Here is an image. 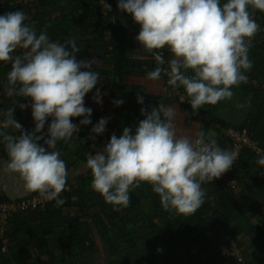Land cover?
<instances>
[{
    "label": "clouds",
    "instance_id": "9594fccd",
    "mask_svg": "<svg viewBox=\"0 0 264 264\" xmlns=\"http://www.w3.org/2000/svg\"><path fill=\"white\" fill-rule=\"evenodd\" d=\"M101 4L111 10L104 0ZM118 8L132 15L140 26L136 40L154 57L157 66L147 79L159 83L166 74L168 86L184 89L194 113L204 105L230 100L232 89L247 82L244 73L253 67L249 50L260 31L254 13H264V0H226L222 5L220 0H118ZM27 20L19 9L0 15V63H11L7 95L30 99L35 122L34 130L26 132L11 107L4 113L0 122V143L8 155L4 171L18 175L26 191L61 206L69 173L57 142L66 143L79 131L72 118L83 117L81 125L91 124L92 109L85 107L84 98L101 76L92 70L95 59H77L75 37L53 42L46 32L37 34ZM165 48L173 57L167 68L162 67ZM18 50L21 54H16ZM93 99L101 103L99 89ZM113 103L120 106L123 100ZM141 114L145 118L134 130L125 127L102 151L87 155L91 188L119 211L130 205V192L147 183L165 210L194 215L205 202L202 185L228 172L238 154L222 149L213 138L206 141L203 131L195 137L178 134L177 111L171 106L160 103L150 112L141 108ZM49 117L45 139L37 133ZM107 122L101 118L91 132L103 134ZM9 128L20 134L3 130ZM41 140L46 147L38 143ZM257 163L264 166V156Z\"/></svg>",
    "mask_w": 264,
    "mask_h": 264
},
{
    "label": "trees",
    "instance_id": "16d2710c",
    "mask_svg": "<svg viewBox=\"0 0 264 264\" xmlns=\"http://www.w3.org/2000/svg\"><path fill=\"white\" fill-rule=\"evenodd\" d=\"M220 2L222 5L226 0ZM106 4L111 6L108 12L100 6L99 0H0V15L19 9L27 15L26 23L34 24L37 34L46 32L51 41L59 43L75 37L80 49L77 59L97 61L92 68L101 76L96 87L109 88L116 100H123L117 108L131 110L139 120L145 118L141 108L150 112L165 100L173 99L186 113L210 120L214 139L222 149L230 150L231 140L225 130L232 128L245 132L260 152L242 147L238 159L226 172L225 181L209 183L211 194H215L211 197L213 204L205 201L194 215L165 210L159 195L143 183L130 192V205L116 211L91 188L92 174L86 162L88 154L94 155L91 150L97 144L96 136L91 131L74 133L66 143L58 141L56 146L69 173L66 190L60 196L65 203L56 206L55 201H46L43 207L11 214L4 232L6 243L2 245L0 241V264H224L221 251L230 243L240 248L246 264H264V250L254 262H249V252L242 250L239 242L242 237H251L258 231L257 240H264V224H252L241 204L254 189L264 186V166L257 163L264 156V13H254L260 31L249 50L253 67L244 73L247 82L232 89L234 95L230 100L204 105L194 113L184 89L173 90L163 73V96L138 94L122 86L123 78L129 73L138 71L147 76L157 65L152 55L135 61L122 54L123 37L127 32L121 26V17H127L128 13L118 8V1L108 0ZM131 24L129 29L136 39L140 26L135 21ZM163 51L165 64L162 67L167 68V62L173 57L167 48ZM16 54H21L20 50ZM10 70L11 63H0V122L11 107L22 130L32 132L35 122L31 100L7 95ZM138 98L143 99L142 104L138 103ZM101 118H105L102 112L92 111V124ZM81 119L83 117L72 118V122ZM49 123L51 117L37 135L47 139ZM137 125H119L111 120L105 129L115 130L114 134L119 137L125 127L134 130ZM3 130L20 134L11 128ZM112 135H103L104 147ZM38 143L46 147L43 140ZM0 155L8 159L3 143H0ZM33 195L38 194L21 198ZM21 198L2 197L0 202Z\"/></svg>",
    "mask_w": 264,
    "mask_h": 264
},
{
    "label": "crops",
    "instance_id": "0c3cea01",
    "mask_svg": "<svg viewBox=\"0 0 264 264\" xmlns=\"http://www.w3.org/2000/svg\"><path fill=\"white\" fill-rule=\"evenodd\" d=\"M118 1V0H115ZM134 21L132 17H121L122 28H126L127 34L124 38V47L122 49V54L130 60L139 61L144 59L145 56H151L150 53H147L143 47H141L140 43L134 38L131 33L129 27L131 22ZM122 86L126 89H130L136 93H142L147 96H163L164 95V87L162 80L159 83H154L147 79L146 75H143L141 72H131L126 75L122 80ZM97 89L100 91V100L101 103H96L93 99ZM116 101L114 96L111 94L109 88L104 87H96L92 90V93L86 95L84 98L85 107L91 108L94 112H102L104 117L108 121H116L119 125H136L140 121L135 113L131 110H127L125 108L120 109L113 103ZM165 106H171L176 109V119L175 124L177 127L178 134L190 135L195 137V135L203 131L205 133L206 140L207 138L215 137V133L212 129V123L209 119L204 116L193 114L190 115L183 111L178 105H176L173 99H167L163 103ZM106 131V129H105ZM105 131L103 134H94L96 137L95 147H92L91 153L95 155L97 151H102L104 148V144L102 143L103 135H105ZM8 159L4 158L0 155V198L5 197L8 199L21 198L25 197L30 192L26 191L23 186V181L19 178L18 175L8 174L4 171V167L7 163ZM71 178V177H70ZM143 185L147 189H151V185L147 183H143ZM202 187L205 189L207 198L206 202L213 204L212 198H214L215 194L212 193V188L209 183L203 184ZM213 196V197H212ZM212 197V198H211ZM242 211L250 217L252 224L261 225L264 224V186L262 188H256L251 192V196L249 198L242 199ZM260 235V232H256L251 237H242L240 239L242 250H248V261L254 262L255 258L260 254L261 250H264V240L263 242L257 240V236ZM264 238V237H263ZM261 248V249H260ZM256 264H259L258 262Z\"/></svg>",
    "mask_w": 264,
    "mask_h": 264
},
{
    "label": "built area",
    "instance_id": "2783aa9c",
    "mask_svg": "<svg viewBox=\"0 0 264 264\" xmlns=\"http://www.w3.org/2000/svg\"><path fill=\"white\" fill-rule=\"evenodd\" d=\"M107 2L108 0H104V3ZM101 3L102 0H99V4L103 8V5ZM74 124L78 126L79 128L78 132L82 130L91 131V128L95 125L94 123L93 124L91 123L89 125H81L80 122H74ZM46 131L47 129L44 130V132ZM107 131L108 130H106L105 133L108 134H114L116 132L115 130H113L112 132L111 131L107 132ZM225 135L227 138L231 140L230 150L237 154L242 147H249L257 153L260 152L256 144L251 139L248 138L245 132H239L232 128H228L227 130H225ZM225 179H226V173L223 174L221 178L215 180L225 181ZM45 202L46 200L40 197L39 194L33 195L29 198H21L19 200H9V201L0 202V241L2 245L6 243L4 232L9 216L17 211L34 210L36 208L43 207ZM221 256L224 261V264H246L240 248L235 243H230L227 248H223V250L221 251Z\"/></svg>",
    "mask_w": 264,
    "mask_h": 264
},
{
    "label": "rangeland",
    "instance_id": "374dc122",
    "mask_svg": "<svg viewBox=\"0 0 264 264\" xmlns=\"http://www.w3.org/2000/svg\"><path fill=\"white\" fill-rule=\"evenodd\" d=\"M260 56H261V55H260ZM260 58H261V57H260ZM229 117H230V116H229ZM229 117H228V118H229ZM228 118H227V119H228Z\"/></svg>",
    "mask_w": 264,
    "mask_h": 264
}]
</instances>
